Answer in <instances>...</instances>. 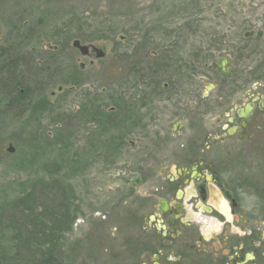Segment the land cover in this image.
Wrapping results in <instances>:
<instances>
[{
  "label": "rangeland",
  "instance_id": "rangeland-1",
  "mask_svg": "<svg viewBox=\"0 0 264 264\" xmlns=\"http://www.w3.org/2000/svg\"><path fill=\"white\" fill-rule=\"evenodd\" d=\"M74 39L104 57L82 56ZM7 45L16 52H0V264L39 261L42 232L57 264H141L160 170L174 172L192 137L264 83V0H0ZM5 54L18 57L19 98ZM263 130L227 141L246 149L239 171L257 183Z\"/></svg>",
  "mask_w": 264,
  "mask_h": 264
},
{
  "label": "flooded vegetation",
  "instance_id": "flooded-vegetation-1",
  "mask_svg": "<svg viewBox=\"0 0 264 264\" xmlns=\"http://www.w3.org/2000/svg\"><path fill=\"white\" fill-rule=\"evenodd\" d=\"M0 52L16 50L7 45ZM224 59L223 71L220 62L217 69L226 75L230 68ZM206 87L204 99L215 85ZM240 99L219 114L212 134L192 137L183 146L182 159L168 164L174 172L160 170L147 217L150 247L141 264H264V182L239 171L247 164L241 159L246 149L229 144L264 129V83L251 84Z\"/></svg>",
  "mask_w": 264,
  "mask_h": 264
},
{
  "label": "trees",
  "instance_id": "trees-1",
  "mask_svg": "<svg viewBox=\"0 0 264 264\" xmlns=\"http://www.w3.org/2000/svg\"><path fill=\"white\" fill-rule=\"evenodd\" d=\"M5 57L7 59L13 60L11 63H8L7 66H5L6 72H4V74L7 73L6 79L8 81V84L10 86L13 85L12 89L17 91L15 98H19L22 95V93H24V91L21 90L22 91L21 92L20 90H17L18 89L17 86L20 83H18L16 78H14V74H13V70L15 68L14 66L17 65V63L14 62V59H18V57L13 56V58H14L13 59L12 57L7 56L6 54H5ZM15 70H16V68H15ZM78 73H79L78 69L75 68L74 74L77 75ZM2 83L4 84V82H2ZM13 99L10 101L9 105H11L14 102ZM110 121H111V119H110ZM120 144H118V145H120ZM59 192H60V189H59ZM39 237H40L39 240L46 239V242L41 247H39V249H40V254H39V259H38L39 261H36L35 264H57L56 258H55V256H57V254H56L57 246L52 245L53 239L50 237V233L45 234L44 232H42V233H40Z\"/></svg>",
  "mask_w": 264,
  "mask_h": 264
},
{
  "label": "water",
  "instance_id": "water-1",
  "mask_svg": "<svg viewBox=\"0 0 264 264\" xmlns=\"http://www.w3.org/2000/svg\"><path fill=\"white\" fill-rule=\"evenodd\" d=\"M72 47L75 48L82 56H89L90 54H93L95 56L96 59H101L104 57L105 53L98 47H95L93 45H85L82 44L79 40L74 39L72 42ZM227 62V59H222L220 61L219 64V69L223 71V67L225 65V63ZM83 64H80L79 68L82 69L83 68ZM212 85L208 84L206 87V90H208L209 88H211ZM250 110L249 106L246 108V111L248 112ZM6 152L7 153H13L14 152V148L13 146H11V144H9L6 148ZM134 182L136 184H139V179L136 178L134 180Z\"/></svg>",
  "mask_w": 264,
  "mask_h": 264
}]
</instances>
